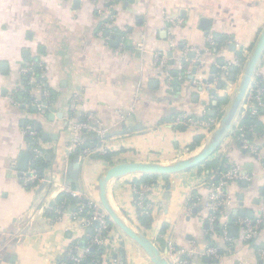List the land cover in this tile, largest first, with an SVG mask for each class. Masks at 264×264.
I'll return each instance as SVG.
<instances>
[{"label":"crops","instance_id":"1","mask_svg":"<svg viewBox=\"0 0 264 264\" xmlns=\"http://www.w3.org/2000/svg\"><path fill=\"white\" fill-rule=\"evenodd\" d=\"M106 5L114 15L107 44L97 36L102 19L97 10ZM177 18L181 24L172 26L169 20ZM263 26L264 0H0V264H59L71 240L84 239L85 232L70 210L65 209L58 220L51 216L50 209L65 187L103 208L99 180L111 165L167 163L198 149L210 133L175 126L174 117L220 118ZM209 35L212 42L207 40ZM139 41L144 51L136 49ZM185 49L187 59L182 65L203 73L202 88H196L190 76L182 82L175 76L176 57ZM154 53L167 58L171 87L153 63ZM31 59L44 63L41 81L55 94L46 115L25 106L42 96L39 87L31 88L32 96L26 94L19 77V67ZM260 78H264V55L251 81ZM75 94L80 97L71 113ZM12 96L14 102L9 100ZM85 110L96 111L107 128L101 143L94 134H85L89 144L105 148L107 158L94 152L80 159L68 150L66 119L77 118ZM240 110L241 106L231 129L205 160L223 166L231 162L247 176L225 187L231 197L227 210L232 242L224 241L218 227L210 233L202 211L207 182L216 181L218 169L213 165L154 174L149 183L153 207L148 226L140 224L133 204V185L147 177L128 173L107 183L111 207L163 254L169 244L185 248L193 244V264H264V229L256 242H245L231 222L236 216H248L246 212L257 213L264 185V109L257 113V127L244 126ZM27 124L38 131L42 152L37 177L28 185L17 169L20 154L30 153L24 132ZM237 128L250 129L248 137L241 134L261 148L259 157L234 139ZM196 199L200 201L193 205ZM111 235L112 258L119 256L125 264H152L147 253L113 222ZM207 246L218 247L220 257L204 255Z\"/></svg>","mask_w":264,"mask_h":264},{"label":"built area","instance_id":"2","mask_svg":"<svg viewBox=\"0 0 264 264\" xmlns=\"http://www.w3.org/2000/svg\"><path fill=\"white\" fill-rule=\"evenodd\" d=\"M104 2L108 3L109 0H104ZM97 12L102 18L101 25L97 30V36L102 38L107 44L109 41L108 30L112 26L111 22L113 21L114 15L112 14L111 6L109 5L98 9ZM169 22L173 26L181 24L182 20L177 18L175 20H169ZM165 33L166 37H168L167 31ZM168 39L172 44L173 41L170 36ZM207 40L212 42V36L209 35ZM136 49L139 51L145 50L143 41L137 42ZM186 55L187 49L180 51V55L176 57L178 67L174 72L175 76L180 82L190 76L192 80L191 83L196 86V88H202L205 83L203 73H196L194 70H190L188 65L186 68L182 65L187 59ZM153 56V63L160 67L164 73L166 86L171 87L172 71L167 64V58L159 53H154ZM37 67L41 71L45 69L44 63L41 60L31 59L24 61L19 67V77L21 79L25 78L24 83L26 87L24 92L26 94H31L32 86L42 88L41 98H32V101H30L29 104L26 103L25 106L28 108L32 105L35 107L37 112L44 115L46 114L47 106H50V93L49 90L43 86V82L41 81V78H39L38 72L36 71ZM225 68L226 66L223 67V69ZM79 97V94H75L72 97L70 101L71 113H74L77 110ZM13 99V96L9 98L11 102H14ZM261 109H264V78L252 80L250 82L241 103L240 115L242 116L243 114V117L247 115H257ZM120 114L121 119H124L125 116L122 113ZM218 120L219 117H209L204 119L180 114L174 117L172 123L175 126L184 125L188 128L208 134L217 125ZM66 126L70 134L68 143L69 152L77 154L80 159L88 157L94 152H99L101 154L106 153L104 147L100 145L93 146L87 143V139L85 137V134L90 132L98 138V142L100 143L106 138L107 128L96 111H82L77 118H73V115H69L66 119ZM240 130V128L234 130V139L241 142L242 148L249 150L252 155L259 157L261 148L258 145L253 144L250 140L243 138L241 132L239 133ZM24 132L30 139V141L27 142L30 150V156L27 170L22 175V182L23 184L28 185L33 183L37 177L36 163L42 155V152L39 147L38 133L34 129L33 124H27L24 128ZM215 176L216 181L209 180L207 182L208 193L204 198L203 203H201L202 211L209 226L210 233L215 234L216 227H218L219 234L223 237L224 241L230 243L232 242V239L228 233V224L230 220L228 218L229 213L227 206L230 204L231 197L226 193L225 187L228 182L242 178L247 179V176L240 174L239 167L231 162H227L224 168L218 169L215 172ZM152 188V184L133 185L134 207L143 214H150L152 210L153 204L149 199V192ZM63 191L71 197L76 198L78 202L73 205L69 204L66 207L55 204L50 209L52 218L54 220H58L64 210L68 209L70 210L73 220L77 221L79 224L81 231L84 232L85 230H89L92 234L87 240L75 239L72 241L64 254V258L59 262V264H67L68 261L70 264H80L82 258L88 253L89 249L94 246L103 248V256L99 261V264H125L124 260L119 258V256L117 258H112L109 254L110 241L113 240V238L111 235L112 221L110 220L107 212L103 208L97 206L90 199L81 196L70 187H65ZM199 201V199H196L193 202V205H196ZM231 222L239 228L240 240L251 243L257 241L260 230L264 229V185L262 187V196L257 213L252 216H236ZM193 252V244L188 248L175 247L169 244L165 249L164 256L168 264H193L191 262ZM203 254L218 258L221 255V251L216 246H207L205 247Z\"/></svg>","mask_w":264,"mask_h":264},{"label":"water","instance_id":"3","mask_svg":"<svg viewBox=\"0 0 264 264\" xmlns=\"http://www.w3.org/2000/svg\"><path fill=\"white\" fill-rule=\"evenodd\" d=\"M118 36L112 42L116 45ZM264 53V26L260 30L250 53L245 60L240 74L238 76L237 85L231 98L229 99L217 125L211 130L209 136L203 144L196 150L188 153L182 158L167 163L156 162H118L111 165L99 180L100 201L103 209L107 212L110 220L117 225L129 238L134 240L149 256L152 264H168L164 254L160 249L149 240L140 230L134 228L129 222L123 219L109 204L106 198L107 183L116 177L128 174H172L195 167L207 160L219 147L223 138L227 135L232 127V123L239 111L247 88L251 82L253 74L259 65ZM222 62H220L221 64ZM20 97V94H19ZM215 104V102H213ZM29 153L22 152L19 156L17 169L20 175L27 170ZM244 214V211L240 212ZM251 216V212H246Z\"/></svg>","mask_w":264,"mask_h":264},{"label":"trees","instance_id":"4","mask_svg":"<svg viewBox=\"0 0 264 264\" xmlns=\"http://www.w3.org/2000/svg\"><path fill=\"white\" fill-rule=\"evenodd\" d=\"M36 71L38 72L39 78H42L41 76H42V73H43L44 70L41 71L37 67ZM21 80H22L23 85H24L25 78H22ZM32 87H34V86H32ZM49 93H50L49 94V105H50L51 102L53 101L54 97H55V94H54V92H51V91ZM219 104H220V102L216 105L217 108L219 107ZM48 107L49 106H47V109H48ZM46 113H47V110H46ZM44 115H46V114H44ZM256 117H257V115H247V116H245L243 118L242 124L244 126H251L252 124H254L257 127ZM33 126H34V124H33ZM34 129L36 130L35 126H34ZM240 132L243 133L244 137H248L247 135H248V132H250V129L247 131L246 128H245L244 131H241L240 130L239 133ZM37 133H38V131H37ZM38 136H39V133H38ZM26 138H27L28 141H30L29 136L26 135ZM87 143H89L88 140H87ZM108 155H109L108 153L107 154L104 153V154H99L98 156L99 157H102V158H107ZM29 156H30V153H29ZM40 159H38L37 162ZM201 164L205 165L208 168L210 167V165H213V167L214 168L216 167L217 169H221V168L224 167L222 164H217L215 161L214 162H210L209 160L208 161H204ZM144 176L147 177V180L145 179L142 182L141 181H137L136 182V185H139L141 183L149 184V183H151L153 181L154 176H156V175H154V174H144ZM77 202L78 201H77L76 198L71 197L69 194L63 192V195H62L61 199L59 200L58 204L59 205H62L63 207H66V205L68 203L71 204V205H73V204H76ZM137 218H138V221L140 222V224L142 226L143 225L148 226L149 223H150V221H151V218H150V215L149 214H143L139 210H137ZM84 232H85V234H84V240H87L90 237V235L92 234V232L89 231V230H85ZM74 240L75 239H72L71 242L74 241ZM102 251H103V248H101V247H98V246L91 247L89 249L88 253L82 258L80 264H99V261L102 259V256H103ZM67 264H70L69 261L67 262Z\"/></svg>","mask_w":264,"mask_h":264},{"label":"rangeland","instance_id":"5","mask_svg":"<svg viewBox=\"0 0 264 264\" xmlns=\"http://www.w3.org/2000/svg\"><path fill=\"white\" fill-rule=\"evenodd\" d=\"M219 114H221V113H219ZM219 116H221V115H219Z\"/></svg>","mask_w":264,"mask_h":264}]
</instances>
